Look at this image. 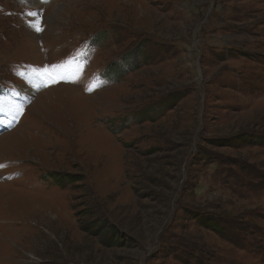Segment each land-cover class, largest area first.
Masks as SVG:
<instances>
[{"label":"rangeland","instance_id":"374dc122","mask_svg":"<svg viewBox=\"0 0 264 264\" xmlns=\"http://www.w3.org/2000/svg\"><path fill=\"white\" fill-rule=\"evenodd\" d=\"M262 234L264 0H0V264H264Z\"/></svg>","mask_w":264,"mask_h":264},{"label":"trees","instance_id":"16d2710c","mask_svg":"<svg viewBox=\"0 0 264 264\" xmlns=\"http://www.w3.org/2000/svg\"><path fill=\"white\" fill-rule=\"evenodd\" d=\"M139 48H140V43H136L130 48L129 52L120 61L122 63L121 66H124V67H120V70L132 71L134 69V65H136L135 61L137 60L138 56H141L146 61L148 60V58L150 57V53L147 54L145 52L144 48L142 50L139 49ZM143 59H142V61H143ZM123 76H124V74H122V77ZM177 98H178V96H175V95L172 96L171 95V96L164 97V98L158 100L157 102H155L154 104L159 106V108L161 110V113L159 114V116H162V114L165 115L166 113H168V111L176 104ZM148 115H149V117H152V113L148 114ZM250 137H251L250 139H251L252 143H257L258 141L259 142L263 141V138L259 137V136L250 135ZM204 150L208 152L207 148H204ZM204 150H202V153H206V152H203ZM62 176L66 177L65 178L66 183L69 180H71L70 178H72V180H76L77 179L76 177L70 176L68 173L67 174H62ZM201 220L204 221V225L209 226L210 228L214 227V229L217 228L215 226L216 225V223H215L216 219H215V217L212 214H205V215L203 214L201 216ZM199 222H201V221L199 220ZM96 227H98V226H96ZM107 229L108 228H104L103 226H101L99 228V231L103 232V231H106ZM240 230H241L240 228H236V232H239ZM230 231H231L232 234L233 233L237 234L236 232H233V229H231ZM245 234L246 233L241 232L240 235H242L241 237H243ZM247 234L250 235V233H247ZM262 240H264V235L263 234L260 237V239L259 238H252V240L250 241L251 244L241 243V249L240 250L244 251V252H249V253H252V254H256L257 252L264 250ZM235 242L236 241H234V243ZM195 248H197V247H195ZM193 253H194L193 251L190 252V255H192ZM195 257H197V256H195ZM198 260L201 261V262H199V264H209V262H210V261L208 262V260L207 261L206 260L203 261L202 259H198ZM198 260L196 259V261H198Z\"/></svg>","mask_w":264,"mask_h":264},{"label":"snow or ice","instance_id":"6c2138e0","mask_svg":"<svg viewBox=\"0 0 264 264\" xmlns=\"http://www.w3.org/2000/svg\"><path fill=\"white\" fill-rule=\"evenodd\" d=\"M31 15L35 16V13H32ZM36 31H42V29L40 28H36ZM61 65H52V66H46L45 68L41 69V70H37L35 72V75L37 76H45L48 79H53L54 76L56 75V70L58 68H60ZM95 86L89 87L88 89H86L87 91H92L94 90Z\"/></svg>","mask_w":264,"mask_h":264},{"label":"bare ground","instance_id":"6f19581e","mask_svg":"<svg viewBox=\"0 0 264 264\" xmlns=\"http://www.w3.org/2000/svg\"><path fill=\"white\" fill-rule=\"evenodd\" d=\"M31 78H33V77H31ZM36 81H37V78H36ZM33 82H34V80H33ZM35 83V82H34Z\"/></svg>","mask_w":264,"mask_h":264}]
</instances>
